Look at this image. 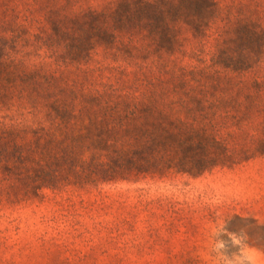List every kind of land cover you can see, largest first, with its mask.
<instances>
[{
    "label": "trees",
    "instance_id": "obj_1",
    "mask_svg": "<svg viewBox=\"0 0 264 264\" xmlns=\"http://www.w3.org/2000/svg\"><path fill=\"white\" fill-rule=\"evenodd\" d=\"M86 1L31 0L48 4L47 21L58 18L53 30L65 47L73 37L78 56L118 42L125 57L149 52L152 61L130 84L69 81L53 92L58 70L26 64L0 37V87L31 79L47 89L32 101L47 118L0 125V192L13 178L32 179L39 194L59 182L200 175L264 154V0H110L103 9ZM187 43L199 64L170 65Z\"/></svg>",
    "mask_w": 264,
    "mask_h": 264
},
{
    "label": "rangeland",
    "instance_id": "obj_2",
    "mask_svg": "<svg viewBox=\"0 0 264 264\" xmlns=\"http://www.w3.org/2000/svg\"><path fill=\"white\" fill-rule=\"evenodd\" d=\"M109 2L87 0L85 7L103 9ZM42 8L31 0H0V37L26 64L58 70L53 92L69 81L130 84L144 61H152L149 52L125 57L118 42L97 43L88 56H78L73 37L63 46L53 30L58 18L50 15L48 22ZM186 45L170 65L199 64L197 47ZM20 83L14 90L0 87V125L47 118L32 106L42 100L43 82ZM21 181L5 180L7 191L0 192V264H264V154L200 175L59 182L39 194L32 179Z\"/></svg>",
    "mask_w": 264,
    "mask_h": 264
},
{
    "label": "clouds",
    "instance_id": "obj_3",
    "mask_svg": "<svg viewBox=\"0 0 264 264\" xmlns=\"http://www.w3.org/2000/svg\"><path fill=\"white\" fill-rule=\"evenodd\" d=\"M223 246H224L223 244L220 245V247H223ZM241 264H242V262H241Z\"/></svg>",
    "mask_w": 264,
    "mask_h": 264
}]
</instances>
